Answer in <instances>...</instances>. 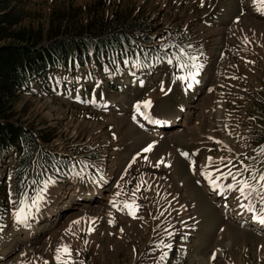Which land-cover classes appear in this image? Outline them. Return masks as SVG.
<instances>
[{
  "label": "rangeland",
  "instance_id": "rangeland-1",
  "mask_svg": "<svg viewBox=\"0 0 264 264\" xmlns=\"http://www.w3.org/2000/svg\"><path fill=\"white\" fill-rule=\"evenodd\" d=\"M15 2L13 13L22 16L19 25L36 32L51 21L55 27L66 12L79 13L75 19L80 22L87 8H97L103 16L115 9L122 15L138 12L152 30L125 60L85 61L69 72L56 69L52 80H46L48 85L56 82L48 95L38 82L31 83L33 94L18 101L17 117L38 136L46 135L43 147L61 168L37 170L43 181L54 182L40 211L33 210L29 221L34 225H17L12 213L19 199L11 174L16 153L0 159V207L5 203L0 210V254L15 249L6 264H56L55 251L62 244L70 247L73 264H264L261 230L225 219L204 190L210 179L231 183L230 178L216 179L229 169L245 178L249 173L244 167L264 173V14L252 0ZM169 42L183 51L166 50ZM157 47L169 58L155 70L138 49ZM148 72L152 74L144 81L142 74ZM190 72L198 82L188 87L178 77ZM146 100L151 102L148 108L143 106ZM106 102H112L108 111L102 108ZM175 105L185 107L183 124L174 118L144 131V114L148 120L168 118ZM149 144L152 149L142 151ZM72 181L81 187L104 184L83 197L82 206H72L49 224V204L57 196V206L65 207ZM64 182L68 184L61 191ZM42 184H30L28 197ZM117 192L121 195L115 196ZM97 195L103 201L89 205ZM230 195L238 197L237 192ZM239 199L240 205L250 201ZM251 199L256 214L264 215L260 197L253 193ZM132 200L138 205L135 217L123 207ZM162 244L171 247H158Z\"/></svg>",
  "mask_w": 264,
  "mask_h": 264
},
{
  "label": "trees",
  "instance_id": "trees-1",
  "mask_svg": "<svg viewBox=\"0 0 264 264\" xmlns=\"http://www.w3.org/2000/svg\"><path fill=\"white\" fill-rule=\"evenodd\" d=\"M14 1L0 0V159L9 151H16L12 187L20 199L33 179L40 181L37 170H59L61 165L43 147L48 142L46 135L38 136L35 129L23 125L21 116L17 117L18 101L33 94L30 84L42 79L38 84L41 92L48 95L43 77L48 69L70 71L85 61L99 64L108 59H124L138 45V40L148 38L152 28L145 18H139L138 12L122 15L115 9L103 16L97 13V8H87L80 22L75 19L79 13L71 16L66 12L57 19L55 27L51 21L44 31L36 32L19 25L22 16L13 13L17 3ZM44 40L48 43H43ZM175 43L169 42L164 47L178 48ZM160 50L157 47L138 52L147 61L168 59V54ZM24 111L23 106L21 114ZM33 170L35 173L31 174ZM4 206L5 203L0 210Z\"/></svg>",
  "mask_w": 264,
  "mask_h": 264
},
{
  "label": "snow or ice",
  "instance_id": "snow-or-ice-1",
  "mask_svg": "<svg viewBox=\"0 0 264 264\" xmlns=\"http://www.w3.org/2000/svg\"><path fill=\"white\" fill-rule=\"evenodd\" d=\"M252 3L256 5V10L261 12V14H264V0H252ZM194 60L195 57H192ZM171 63V61H169ZM193 67H196V65H193ZM197 74L190 72L187 77L180 76L178 79L181 81L187 80L188 87H191L193 83H197L195 76ZM151 102L150 101H143V106L145 108L150 107ZM137 108L139 109V105H137ZM211 139V137L209 138ZM153 145L149 144L147 147H145L142 151L148 152L152 149ZM262 152H264V148L261 149ZM187 155V154H185ZM209 160L212 158L209 157ZM231 163V161H229ZM244 167V166H242ZM244 172L249 173V177L245 178L243 173H241L239 170H237L235 173L231 171V169L228 170L227 173H221V176H218L216 179H220L223 177L224 179H231V183H228L227 185L217 184L216 180L210 179L209 183L212 185L213 189H220L221 191H227V192H237L238 193V199L239 198H245L251 200L252 194L255 193L257 196L260 197L261 204H264V173L261 172H252V170L248 169L247 167H244ZM202 175L211 176L210 173L202 172ZM239 177V178H238ZM103 179V177H101ZM253 181L255 183H253ZM54 181L49 178L45 181H43L42 186L35 191V194L32 195L30 198L28 197L27 193H22L21 197L18 202V207H16V210L12 213L15 223L17 225H25L27 226L28 221L33 218L34 211L39 212L42 204L46 202L45 199V193L48 190V187L53 183ZM33 184L36 183V181H32ZM11 191H9V198H11ZM121 195L120 192L115 193V196ZM10 203H13L11 199H9ZM110 204H112L113 207H116V201L112 200L109 201ZM123 207L127 209L128 215L135 217L136 210L138 208V205L135 204V201H125L123 204ZM241 208L247 209L248 212L252 213V219L259 223L260 225L264 226V215H257L254 211L253 204L250 202L247 205L241 204ZM262 213H264V207L260 209ZM111 215V214H109ZM73 224H79V220H75L72 222ZM111 223V221H109ZM88 232H91L92 229L88 228ZM87 243V241H85ZM158 247L163 248H170L171 245L168 244H162L158 245ZM23 255V253L21 254ZM71 249L68 245L62 244L56 248L54 259L56 261V264H73L71 260ZM167 256V253L164 252L161 254L160 259L163 260ZM44 264H48V261L45 260Z\"/></svg>",
  "mask_w": 264,
  "mask_h": 264
},
{
  "label": "bare ground",
  "instance_id": "bare-ground-1",
  "mask_svg": "<svg viewBox=\"0 0 264 264\" xmlns=\"http://www.w3.org/2000/svg\"><path fill=\"white\" fill-rule=\"evenodd\" d=\"M153 123H155V122H148L147 124H150L153 128L156 126V123L155 124H153ZM160 124H162V123H160ZM204 190H205V193L209 192L210 198L212 199L213 204L218 208L219 213L225 219H227L230 222L234 221V222L241 224V225H252L253 230H259V229L264 230V229H262V228H264V226L260 225L259 223H257L256 221H254L251 218L252 213L248 212L246 208L240 207V199H238L236 196L230 195V192L223 191V195L218 197V194H219V192H217L218 190L213 189L212 185L209 183H206V182L204 183ZM220 192H221V190H220ZM212 194H213V196H212ZM226 194L229 197L228 199H224V196ZM69 199H71V200H69ZM69 199L67 200L66 204L70 203V201H73L72 196H70ZM258 232L263 233L261 231H258ZM19 233L24 235L25 231L21 229V231H19ZM225 235H227V238H228V235H229L228 231L226 232Z\"/></svg>",
  "mask_w": 264,
  "mask_h": 264
},
{
  "label": "water",
  "instance_id": "water-1",
  "mask_svg": "<svg viewBox=\"0 0 264 264\" xmlns=\"http://www.w3.org/2000/svg\"><path fill=\"white\" fill-rule=\"evenodd\" d=\"M4 158V157H3ZM101 200V201H103L101 198H99V197H96L95 199H93V200H90L89 201V204H93L94 202H97V200ZM85 201H84V199L83 198H80V197H78L77 199H76V203L78 204V205H80V204H82V203H84ZM65 209V207H63V208H59V205H58V207H57V218H61V216H62V214H65L68 210H64ZM65 212V213H64ZM263 233H264V231H263Z\"/></svg>",
  "mask_w": 264,
  "mask_h": 264
},
{
  "label": "crops",
  "instance_id": "crops-1",
  "mask_svg": "<svg viewBox=\"0 0 264 264\" xmlns=\"http://www.w3.org/2000/svg\"><path fill=\"white\" fill-rule=\"evenodd\" d=\"M181 107H182L181 105H175V106L172 108V110H171L172 112H171L170 115H172L173 112H174L175 110L180 109ZM80 182H81V180H80ZM83 184H87V183L83 182ZM78 185H79V183H78ZM87 185H88V186H84V187H86V189L88 190V189H93L94 187L98 186L99 184H94V183L90 182V183L87 184Z\"/></svg>",
  "mask_w": 264,
  "mask_h": 264
}]
</instances>
